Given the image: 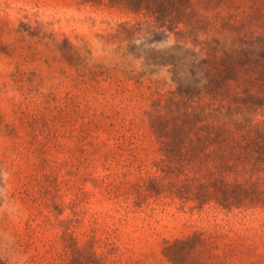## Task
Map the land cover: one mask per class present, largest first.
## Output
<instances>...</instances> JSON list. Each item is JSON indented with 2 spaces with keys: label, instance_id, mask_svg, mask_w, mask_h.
I'll return each mask as SVG.
<instances>
[{
  "label": "rangeland",
  "instance_id": "374dc122",
  "mask_svg": "<svg viewBox=\"0 0 264 264\" xmlns=\"http://www.w3.org/2000/svg\"><path fill=\"white\" fill-rule=\"evenodd\" d=\"M133 1L0 0V264H264V193L215 189L251 172L152 127L182 137L181 65L264 37V0ZM254 85L234 130L264 125Z\"/></svg>",
  "mask_w": 264,
  "mask_h": 264
},
{
  "label": "trees",
  "instance_id": "16d2710c",
  "mask_svg": "<svg viewBox=\"0 0 264 264\" xmlns=\"http://www.w3.org/2000/svg\"><path fill=\"white\" fill-rule=\"evenodd\" d=\"M119 2L121 3V1ZM133 2L134 7L131 8L136 11L145 0H134ZM220 43L225 48L216 50L213 57L200 58L194 54L192 58L181 65L182 73L186 78L192 79L195 84L201 87V91L195 96L193 95L194 98L184 95L187 93L185 91H183L184 94L174 91L168 94V99H178L182 105L190 103L186 108V114L190 120L184 125L182 137H177L170 125L163 126L155 121V125L152 127L159 129V133L162 134L160 136L164 139L179 143L185 153L195 149L209 157L214 153L215 156L223 157L220 161H214L215 167H218V164L222 162L229 165L233 161L232 164L240 166L244 174L251 172L243 179H238L240 177L237 176L235 182L229 181L226 176L222 181L218 180V184H220L215 185V189L218 191L230 192L235 196L262 195L264 193V125L254 123L243 130H234L231 124L235 122L225 118V110L235 102L230 98V95L239 98L241 93L238 89L245 83H254L256 91L253 94L264 96L262 90V88L264 89V53H259V50L264 48V37L245 42L241 48L237 47L235 39L230 37L218 40V44ZM186 65L194 70L186 69ZM201 105L203 107L207 105L206 110L211 112L212 123L196 121L190 117L197 116L196 112L190 111V108H200ZM223 125H228L226 130L228 134L222 133ZM245 131L246 133L242 134ZM226 136H232L230 141L236 143L234 147L227 144L229 137ZM228 148L234 150L233 158H227ZM200 185L206 187V184L201 181ZM177 243L183 246L187 241L181 240ZM174 247V244L168 245L165 248L166 254L169 255L168 251Z\"/></svg>",
  "mask_w": 264,
  "mask_h": 264
}]
</instances>
